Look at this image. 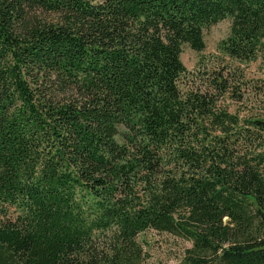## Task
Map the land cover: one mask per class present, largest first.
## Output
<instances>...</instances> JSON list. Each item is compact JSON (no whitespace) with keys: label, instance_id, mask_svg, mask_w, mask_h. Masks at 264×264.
<instances>
[{"label":"trees","instance_id":"trees-1","mask_svg":"<svg viewBox=\"0 0 264 264\" xmlns=\"http://www.w3.org/2000/svg\"><path fill=\"white\" fill-rule=\"evenodd\" d=\"M49 15V16H48ZM264 58V0H0V264H264V110L181 46Z\"/></svg>","mask_w":264,"mask_h":264},{"label":"rangeland","instance_id":"rangeland-1","mask_svg":"<svg viewBox=\"0 0 264 264\" xmlns=\"http://www.w3.org/2000/svg\"><path fill=\"white\" fill-rule=\"evenodd\" d=\"M229 25L230 19L224 18L204 28L203 49L195 51L183 44L179 57L189 73L202 74L205 70L222 68L231 84L242 94L241 101L225 98L223 104L228 111L237 112L239 116L253 114L264 110V58L238 62L223 55L218 43L227 35ZM137 240L146 254L143 264H174L181 258L183 249L190 246L186 240L152 229L140 233Z\"/></svg>","mask_w":264,"mask_h":264}]
</instances>
